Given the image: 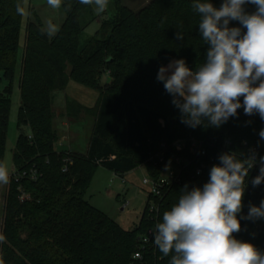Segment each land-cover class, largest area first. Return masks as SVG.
I'll list each match as a JSON object with an SVG mask.
<instances>
[{
  "label": "trees",
  "instance_id": "16d2710c",
  "mask_svg": "<svg viewBox=\"0 0 264 264\" xmlns=\"http://www.w3.org/2000/svg\"><path fill=\"white\" fill-rule=\"evenodd\" d=\"M110 18L102 21L95 35L83 44L81 36L97 19L93 5L80 0H61L65 15L62 25L49 37L37 16L25 27L19 75L20 106L17 128L20 133L12 162L15 172L33 169L35 181L16 182L8 177L0 183V264H170L157 246L143 249V259L134 261L140 238L156 228L163 213L178 203L185 185L203 186L222 153L238 159L255 154L264 157V139L259 132L264 121L259 115L247 116L243 108L219 128L205 119L195 127L181 122L172 97L157 80L160 66L185 59L195 70L206 58L207 45L198 30L200 16L193 0H152L133 12L119 0H109ZM216 7L221 0H210ZM24 0H0V165L4 163L12 85L20 46ZM248 11L255 6L246 5ZM232 26H238L232 22ZM177 32L183 40L176 37ZM107 82L102 86L103 77ZM99 92L94 108L85 109L66 100V116L77 120L81 113L94 118L86 154L56 151L59 135L54 127L52 94L63 91L69 81ZM27 127L30 136L22 134ZM209 144L214 161L207 163L201 177H192L191 165L182 181L154 199L159 211L147 212V203L137 228L121 229L85 196L98 166L123 176L145 165L147 174L159 177L161 166L150 162L162 145L177 140ZM225 141L230 145L224 147ZM259 171L245 178L243 208L238 214L241 230L234 236L254 244L264 252V218L245 219L249 205L264 200V182L253 186ZM21 192L28 197L19 200Z\"/></svg>",
  "mask_w": 264,
  "mask_h": 264
},
{
  "label": "clouds",
  "instance_id": "9594fccd",
  "mask_svg": "<svg viewBox=\"0 0 264 264\" xmlns=\"http://www.w3.org/2000/svg\"><path fill=\"white\" fill-rule=\"evenodd\" d=\"M95 5L97 13L106 10L108 0H80ZM58 8L61 0H48ZM246 5L255 6L248 11ZM199 14L198 30L206 43V58L193 70L185 59L160 66L157 80L163 82L179 109L181 122L195 128L206 119L219 128L243 108L247 116L259 115L264 121V0H221L216 7L210 0H193ZM17 12L24 14L18 4ZM236 22L238 26H232ZM49 34L55 28L49 23ZM183 40V35L176 34ZM264 139V129L259 132ZM203 186L187 185L178 203L163 213L156 224L154 244L170 264H264V252L254 244L234 236L241 230L238 214L243 208L245 178L256 164L255 154L238 159L222 153ZM8 182L7 169L0 165V183ZM264 182V157L253 186ZM245 219L264 218V200L249 205Z\"/></svg>",
  "mask_w": 264,
  "mask_h": 264
},
{
  "label": "rangeland",
  "instance_id": "374dc122",
  "mask_svg": "<svg viewBox=\"0 0 264 264\" xmlns=\"http://www.w3.org/2000/svg\"><path fill=\"white\" fill-rule=\"evenodd\" d=\"M121 3L131 9L133 12L145 7L152 0H119ZM111 2L108 0L107 8L102 13H97L96 6L93 5V11L95 12L97 19L86 27L84 30L80 43L83 44L86 40L93 37L98 31L102 21L108 19L112 15V10L109 8ZM24 14L22 15L20 25V46L17 53V62L14 77L11 81L12 94H11V106L9 114V122L7 128L6 149L4 155L3 166L7 169L8 177L14 174L15 169L13 167L12 156L14 148L19 136V129L17 128V114L20 106V92H19V75L22 58V47L24 42L25 27L27 22L34 21V16H37L40 20L44 31L49 37L56 35L59 27L62 25L65 15L62 11L61 4L58 8H53L48 4V0H24L23 4ZM49 23L55 28L52 34H49ZM167 66V65H166ZM108 81L107 77H103L101 85ZM6 81L0 82V91L7 86ZM67 90L73 92L75 89L78 91H87L90 93L99 94L98 91L83 87L73 81H69L67 84ZM63 91L54 92L52 109L55 115L56 111L64 109V96ZM63 98V99H62ZM56 108V110H55ZM87 121L91 123V128L94 123V118L89 116ZM87 125L82 128H78L80 133L78 139L74 143L80 146H84L87 136ZM56 130L58 132L64 131V127L56 122ZM23 135L29 137L30 130L27 127L21 129ZM89 134L91 135V129ZM62 141V140H61ZM60 138L55 143L54 149L56 151H64L65 148L59 146ZM66 146V144H65ZM146 166L142 165L135 170L121 176H116L112 171L98 166L92 177L89 189L86 193L85 200L95 209L102 212L109 219L115 222L121 229L125 231H131L138 227L144 209L147 203L148 188L142 184L143 179L147 178ZM3 187L5 183H2ZM1 198V195H0Z\"/></svg>",
  "mask_w": 264,
  "mask_h": 264
},
{
  "label": "built area",
  "instance_id": "2783aa9c",
  "mask_svg": "<svg viewBox=\"0 0 264 264\" xmlns=\"http://www.w3.org/2000/svg\"><path fill=\"white\" fill-rule=\"evenodd\" d=\"M216 141H210L209 144L203 141H196L193 138L188 140H177L170 147L162 145L158 154L150 159V162L161 166L159 177H153L147 174V178L143 179L142 184L148 188V195L151 199L147 204V212L151 215L159 211L158 205L155 204L154 199L161 198L163 192L174 185H178L182 181V173L184 170L193 166L192 177H201L204 173L207 163L214 161V156L209 154V149L215 147ZM229 141H225L223 146H229ZM260 161L256 160V164L249 170L250 172L259 171ZM16 182L21 180L35 181L37 173L35 170L14 172L10 176ZM27 195L23 192L19 195V200L24 201ZM1 202V199H0ZM156 228L149 229L141 236L140 247L133 254L134 261H141L143 259V249L148 246H156L154 244V233Z\"/></svg>",
  "mask_w": 264,
  "mask_h": 264
},
{
  "label": "crops",
  "instance_id": "0c3cea01",
  "mask_svg": "<svg viewBox=\"0 0 264 264\" xmlns=\"http://www.w3.org/2000/svg\"><path fill=\"white\" fill-rule=\"evenodd\" d=\"M66 88L62 92L64 96V109L61 111L57 110L55 113V118H54V127H56V122H58V124L60 123L61 126L65 128L64 131L62 132H58V130H56L60 137L59 146L62 148L64 147L65 148L64 151L66 152H72V153H78V154L84 155L87 153V150H88V144H89V140L91 136L89 132L91 129V133H92L93 125L91 128V123L87 121L88 116H86L85 113H81L77 120L68 118L66 116V100L67 99L73 100L76 103H78L80 106H82L83 108L91 110L92 108H94L98 100L99 94L90 93V91L89 92L78 91L76 89L73 92H70V91H65L67 90ZM53 98L54 97H52V105H53ZM53 110L54 109H52V111ZM85 125H87L86 128H88L86 142L84 146L81 148L80 146L76 145V143L74 142L76 139L79 138L78 134L80 133V131L78 130V128H82Z\"/></svg>",
  "mask_w": 264,
  "mask_h": 264
}]
</instances>
